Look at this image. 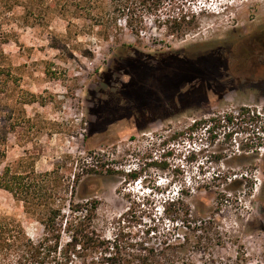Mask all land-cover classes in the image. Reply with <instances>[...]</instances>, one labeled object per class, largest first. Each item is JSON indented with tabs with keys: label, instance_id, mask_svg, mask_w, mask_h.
Masks as SVG:
<instances>
[{
	"label": "rangeland",
	"instance_id": "1",
	"mask_svg": "<svg viewBox=\"0 0 264 264\" xmlns=\"http://www.w3.org/2000/svg\"><path fill=\"white\" fill-rule=\"evenodd\" d=\"M203 6L215 14L178 38L152 19L139 35L123 21L109 33L64 2L0 0L4 165L16 170L25 160L46 172L65 157L106 152L125 172L141 173L134 182L121 175L93 182L97 227L107 238L119 225L142 236L162 194L186 187L219 208L225 242L194 253L192 264H264V147L259 156L245 149L263 141L255 126L264 124L252 115L220 121L242 108L264 112V0L187 2ZM211 118V131L178 137ZM243 177L253 188L243 181L235 189L231 182ZM0 218L34 240L43 234L1 188Z\"/></svg>",
	"mask_w": 264,
	"mask_h": 264
},
{
	"label": "trees",
	"instance_id": "2",
	"mask_svg": "<svg viewBox=\"0 0 264 264\" xmlns=\"http://www.w3.org/2000/svg\"><path fill=\"white\" fill-rule=\"evenodd\" d=\"M57 2L74 6L79 18L94 20L109 33L119 29L118 23L123 21L132 34L139 35L146 30V21L152 19L159 30L183 38L200 29L203 16L215 14L207 6L187 7L188 0ZM251 115L264 124V112L250 108L228 114L220 121L227 123ZM212 121L214 118L195 121L178 137L190 139L196 132L207 133L212 130ZM255 127L264 135V125ZM262 140L246 151L259 156L264 136ZM5 159L6 135L0 133V188L23 204L26 213L42 226L43 234L34 240L23 229L0 218V264H192L194 253L225 244L217 231L219 208L209 207L205 200L192 195L199 190L186 187L161 193L167 196L160 203L154 225L142 236L127 234L118 223L117 232L107 238L97 227L100 200L90 191L93 182L117 175L124 176L125 183L134 182L141 173L125 172L106 152H89L77 160L65 157L46 172H38L33 163L25 160L19 163L23 167L14 170L11 165H4ZM151 165L167 168L166 163L157 160ZM243 181L249 189L253 188L247 177L231 184L238 189Z\"/></svg>",
	"mask_w": 264,
	"mask_h": 264
}]
</instances>
